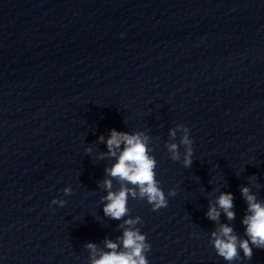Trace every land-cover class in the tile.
<instances>
[{
	"label": "clouds",
	"instance_id": "9594fccd",
	"mask_svg": "<svg viewBox=\"0 0 264 264\" xmlns=\"http://www.w3.org/2000/svg\"><path fill=\"white\" fill-rule=\"evenodd\" d=\"M178 130L182 132L179 143H169L167 149L173 161H180L179 149L183 146L182 164L185 168H190L193 163V140L190 139L189 129L182 124H177L176 128L171 129L169 135L175 138ZM99 140L106 143L108 149L107 153L101 154V158H115L112 166L105 169L110 178L103 181V187L107 191V195L102 197L105 202L103 212L113 220H123V234L117 238L119 243L106 239L104 243L107 250H99L98 255L97 245L88 243L85 247L89 250L90 264H149L146 253L151 250V245L147 242L146 235L136 227L142 223L141 218L129 216L128 200L129 197L146 200L152 205L153 211L168 205V199L156 179L157 161L150 154V138L139 131L129 134L112 129L106 141L103 136L99 137ZM114 180L119 185L115 189ZM63 192L65 195H71L72 188L66 187ZM241 194L247 203L246 215L242 220L244 235L247 238H239L234 234L233 227L228 224H221L217 231L211 233V245L228 264L239 260L241 251L244 258L251 259L253 248L264 249V202L258 201L248 187H242ZM175 195V189L169 190L168 196ZM51 204L64 206L66 201L53 199ZM233 207L232 194L221 193L215 205H209L206 215L208 219L216 221L223 211L231 221L235 219ZM125 217L130 218L124 219Z\"/></svg>",
	"mask_w": 264,
	"mask_h": 264
}]
</instances>
